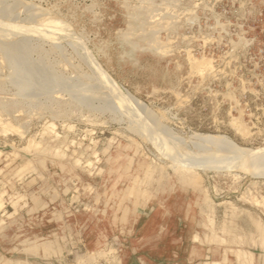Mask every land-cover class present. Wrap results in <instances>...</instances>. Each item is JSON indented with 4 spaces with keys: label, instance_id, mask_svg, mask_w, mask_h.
Wrapping results in <instances>:
<instances>
[{
    "label": "rangeland",
    "instance_id": "rangeland-1",
    "mask_svg": "<svg viewBox=\"0 0 264 264\" xmlns=\"http://www.w3.org/2000/svg\"><path fill=\"white\" fill-rule=\"evenodd\" d=\"M123 1L0 0L11 24L33 29L43 17L63 27L53 36L0 30V264H264V174L209 158L218 147L229 158L230 145L251 160L264 151V0H153L160 24L149 34L129 29ZM2 47L15 49L18 71ZM88 54L139 115L118 108ZM151 114L180 151L202 156L187 180L130 128L153 130ZM144 216L161 221L157 236L177 226L161 250L170 263L159 249L128 248L130 237L142 242V228L132 230Z\"/></svg>",
    "mask_w": 264,
    "mask_h": 264
},
{
    "label": "bare ground",
    "instance_id": "bare-ground-1",
    "mask_svg": "<svg viewBox=\"0 0 264 264\" xmlns=\"http://www.w3.org/2000/svg\"><path fill=\"white\" fill-rule=\"evenodd\" d=\"M125 2L127 1V3H125V12H126V15H127V18H128V21H126V23H128V26H129V29H133V32H135V31H137V30H141L143 33L145 32L146 34H149L150 33V31H151V29L154 27V26H157L158 24H160V22H158V20L159 19H156L154 16H156V15H158L159 13H154V11L156 10V8L153 6V0H135V1H132V3L131 2H128V0H124ZM123 1V2H124ZM122 2V3H123ZM1 3V2H0ZM6 3V2H5ZM3 5H4V3H2ZM7 4V3H6ZM176 4V3H175ZM8 5V4H7ZM9 5H11V4H9ZM9 5H8V7L6 8V9H3L2 7V10L0 11V14H2V15H9V14H11L10 12H12V11H10L11 9H12V7L10 6L9 7ZM2 6V5H1ZM124 6V5H123ZM14 7V6H13ZM0 8V9H1ZM44 13V12H43ZM41 14V13H40ZM46 14V13H45ZM30 16V15H29ZM29 16H28V18H29ZM38 16H39V14H38ZM41 16V15H40ZM39 16V17H40ZM43 16V15H42ZM47 16V15H46ZM50 17V16H49ZM8 18H10V17H8ZM43 17H41V19H40V21L39 22H37V25L35 26V27H33V29H31V28H26V27H28V26H26V25H22L20 22V24H21V26L22 27H20V26H18V25H16L15 24V22H14V24H11V22L12 21H10V20H3L2 18H1V15H0V30H2V32H3V34H4V31H10V32H16V34L18 33L19 35L21 34V33H26V32H29V33H32L33 34V32H37L38 33V35L39 34H43V36L45 35V36H47V35H57V34H60V31H61V28H63L62 26H60V24H59V21H54V20H50V19H42ZM38 20V19H37ZM6 21H10V23L9 22H6ZM28 21V20H27ZM32 21V20H31ZM18 23V22H17ZM26 24V23H25ZM63 24V23H62ZM125 24V23H124ZM42 25V27L41 28H37L38 26H41ZM29 27H32V25L31 26H29ZM31 29V30H30ZM124 30V29H123ZM2 32H0V34L2 33ZM62 32H64V31H62ZM126 32V31H125ZM6 33H8V32H5V34ZM67 33V32H66ZM142 33V34H143ZM34 34H36V33H34ZM76 34V33H75ZM25 35H27V34H25ZM24 35V36H25ZM62 35H64V34H62ZM121 35V34H120ZM141 35V34H140ZM4 36V35H3ZM6 36V35H5ZM28 36V35H27ZM78 36V35H77ZM129 34H127V33H124V34H122V36H121V42L124 44V45H126L128 42H129ZM134 36V35H133ZM21 37V36H20ZM40 38V37H39ZM55 38V37H54ZM54 38H52V39H54ZM58 38H61V37H56L55 39H58ZM20 39V38H19ZM24 39H26V37L25 38H23V40L22 41H24V43H25V40ZM47 39H48V37H47ZM134 39V38H133ZM135 39L138 41V40H140V39H142L141 37H139V35L137 36H135ZM28 40V39H27ZM26 40V41H27ZM50 40H51V38H50ZM135 40V42L137 43V41ZM16 41V40H15ZM72 41V40H71ZM1 42V41H0ZM54 42V41H53ZM134 42V43H135ZM52 43V42H51ZM35 44V43H34ZM57 43L55 42V45H54V47L55 46H57L56 45ZM76 44V43H75ZM81 45V44H80ZM15 47H17V46H21V48H22V46L24 47L25 45L22 43V44H15L14 45ZM13 46V47H14ZM64 46V45H63ZM131 46V45H130ZM13 47H2L3 49V52L1 51V54H3L4 53V55H5V53H6V57L4 56V58H5V61H6V63H7V65H8V68H10L11 70H12V72H15V71H18L20 68H19V66H20V64H19V61H18V58H17V52H15V49H12ZM82 47V46H81ZM131 48V47H130ZM130 48H128V47H124V50H123V52L122 53H124V55L125 56H127L128 58H129V56H130V54H131V52H132V48L130 49ZM30 49V48H29ZM11 50H13L14 51V53L11 51ZM27 50V49H26ZM76 50V49H75ZM134 50V49H133ZM19 51V50H18ZM32 51V50H31ZM22 52V51H21ZM27 53V52H26ZM25 53V54H26ZM45 53V52H44ZM47 53V52H46ZM19 54V53H18ZM22 54V53H21ZM24 54V53H23ZM86 54V53H85ZM27 56V55H26ZM60 56V55H59ZM77 56V55H76ZM46 57V56H45ZM48 57V56H47ZM87 57L89 58V60H90V62H91V64L92 65H95L96 66V72H98V77H99V79H100V81H101V79L102 80H104L103 82L106 84V86L108 87V90H109V88H110V90H112V93L115 95V96H117V97H115V101H117L115 104L118 106V108H120L121 109V111H123V113H125V115L127 116V117H129V118H132L131 117V114H136L137 113V111H138V107H134L132 104H133V102H132V100L126 95V94H124V93H122L121 91H119V89H118V87L115 85V83L113 82V81H110V80H108L107 78H106V75H104L105 73H104V71H102L101 70V68L99 67V66H97L98 64L96 63V61L93 59V57L90 55V54H88L87 55ZM3 58V59H4ZM52 58V57H51ZM23 60L25 59V58H22ZM33 59V58H32ZM84 59V58H83ZM125 59V58H124ZM45 60V59H44ZM63 60V59H62ZM26 60H24V62H25ZM58 61V60H57ZM26 63V62H25ZM30 63H32V61L30 62ZM23 64V63H22ZM31 65V64H30ZM91 65V66H92ZM33 66V65H32ZM51 66V65H50ZM73 67V66H72ZM88 67V66H87ZM95 68V67H94ZM54 69V68H53ZM25 70H28V68L27 69H25ZM11 72V71H10ZM23 72H24V70H23ZM28 72H30V71H28ZM81 72V71H80ZM26 72H24L23 74H25ZM14 74V73H13ZM27 74V73H26ZM87 74V73H86ZM16 74H14V76H15ZM40 75H42V74H40ZM39 75V76H40ZM9 76V75H8ZM12 76V75H11ZM11 76H9V77H11ZM29 76V75H28ZM32 76V75H31ZM47 76V75H46ZM46 76H44V77H46ZM17 77V76H16ZM23 77V76H22ZM43 77V78H44ZM74 77V76H73ZM77 77V76H76ZM37 78V77H36ZM40 78V77H39ZM42 78V79H43ZM47 78V77H46ZM51 78V77H50ZM48 79V81H50L49 80V78H47ZM95 79V78H94ZM98 79V80H99ZM25 80H26V78H25ZM34 80V79H33ZM32 80V81H33ZM36 80V79H35ZM44 80V79H43ZM29 81V80H28ZM81 81V80H80ZM34 82V81H33ZM33 82H31V83H33ZM47 82V81H46ZM1 84V83H0ZM84 84H86V83H84ZM83 84V85H84ZM88 84V83H87ZM93 84V83H92ZM81 85V84H80ZM25 86H26V84H25ZM46 86L47 85H45V88H46ZM49 86H50V84H49ZM48 86V87H49ZM87 86V85H86ZM99 86V85H98ZM105 86V85H104ZM74 87V86H73ZM100 87V86H99ZM2 88V87H1ZM22 88V87H21ZM57 88V87H56ZM75 88V87H74ZM98 88V87H97ZM106 88V87H105ZM6 89V88H5ZM19 89H20V87H19ZM26 89V88H25ZM59 90V89H58ZM57 89L55 90V91H58ZM70 90V89H69ZM71 90H73V89H71ZM75 92V91H74ZM81 92V91H80ZM90 92V91H89ZM86 93V92H85ZM97 94V93H96ZM111 94V93H110ZM133 94V93H132ZM84 95V94H83ZM87 95V94H86ZM93 95V94H92ZM22 96V95H21ZM57 96V95H56ZM93 97H95V96H93ZM30 99V98H29ZM111 99H112V97H111ZM128 100V101H127ZM30 101V100H29ZM135 101V100H134ZM139 101V100H138ZM97 102H98V100H97ZM136 102V101H135ZM141 102V101H140ZM95 103V102H94ZM112 103V102H111ZM128 103H130V105L128 104ZM132 103V104H131ZM139 103V102H138ZM136 104V103H135ZM134 104V105H135ZM10 105V104H9ZM34 105V104H33ZM114 105V104H113ZM145 107V106H144ZM117 108V107H116ZM133 108L134 109H136V111H134L133 110ZM142 108H143V106H142ZM99 109V108H98ZM144 109V108H143ZM106 111V110H105ZM139 111H141V109L139 110ZM138 111V113H140ZM143 111H148L147 110V108H146V110H143ZM133 112V113H132ZM137 113V114H138ZM148 113H149V111H148ZM152 113V112H151ZM155 113V112H154ZM146 114H147V112H146ZM139 115V114H138ZM144 115V114H143ZM145 116V115H144ZM143 116V117H144ZM148 116V119H152L153 121H154V123L156 124V126H154L155 128L153 129V130H151L150 128H148V127H146L147 129H149V131L148 132H146V131H144V129H142V127L140 126V125H138V123H136L137 125H134V126H136L135 128H133V127H130L132 130H133V132H135V133H137L140 137H142V138H144L146 141H148V142H150L152 145H154L158 150H160L159 151V153H160V155L159 156H162V157H166L167 158V156H168V159H169V163H165V165L166 166H170L171 167V170H172V172H173V174H175V175H177V176H179V179H180V181H184V180H187V178H188V176H189V174L190 173H192L193 171H195L196 172V167H198V166H200L202 163V161L203 160H200L201 159V157L200 156H197V155H195L194 156V153H193V155H191L190 153H188V152H183V151H180L173 143H172V141H170L164 134H162V132H164V133H166V131H165V129H164V126L163 125H160L159 124V120H157L152 114L151 115H147ZM150 117V118H149ZM121 118V117H120ZM140 118V117H139ZM158 118V117H157ZM160 118V117H159ZM162 118V117H161ZM58 119V118H57ZM62 119V118H61ZM146 120V119H144V118H140V121H142L143 122V120ZM147 119V120H148ZM70 120V119H69ZM132 120V119H131ZM76 122V121H75ZM128 122V121H127ZM46 124V123H45ZM153 124V123H152ZM50 125H52V123L50 124ZM67 126V125H66ZM71 127V126H70ZM76 128V127H75ZM120 128V127H119ZM162 131H160V130ZM170 129V128H169ZM46 130V129H45ZM171 130V129H170ZM77 131V130H76ZM86 132V131H85ZM129 132V131H128ZM132 131H130V133H131ZM132 132V133H133ZM37 133V132H36ZM52 133V132H51ZM88 133V132H87ZM134 133V134H135ZM45 134H47V132L45 133V132H43V133H41L40 132V135L41 136H43V135H45ZM189 134V133H188ZM80 135V134H79ZM83 135V134H82ZM35 136H37V135H35ZM34 136V137H35ZM68 136V135H67ZM90 136V135H89ZM169 136V135H168ZM48 138H51L52 140H54V141H58V140H60V137H59V135H58V133H54V134H48V136H47ZM46 137V138H47ZM75 137V136H74ZM73 137V138H74ZM36 138V137H35ZM44 138H45V136H44ZM141 138V139H142ZM205 138H207L206 140H209L210 142H212L213 144H216V145H218L219 144V142H224V138H221L222 140H218L217 141V139H215V138H213V136H206ZM76 139V138H75ZM93 139V138H92ZM73 140V139H72ZM172 140V139H171ZM32 141V140H31ZM46 141V140H45ZM61 141V140H60ZM190 141V140H189ZM30 142V141H29ZM35 142V141H34ZM141 142V141H140ZM57 143V142H56ZM65 143H66V140H65ZM76 143H78V141L76 142ZM206 143V142H205ZM30 144H31V142H30ZM77 145V144H76ZM206 145H207V143H206ZM220 145V144H219ZM229 145V144H228ZM29 146V145H28ZM40 146V145H39ZM66 146V145H65ZM178 146V145H177ZM30 147V146H29ZM57 147L58 146H55L54 145V148H52V151H53V153H56V155L57 154H59L60 152H58V150H57ZM78 147H79V145H78ZM145 147V146H144ZM209 147H210V145H209ZM49 147H47V149H48ZM81 148V147H80ZM202 148V147H201ZM235 148V147H234ZM232 149L231 148V145H230V147L227 149L228 150V152L229 153H231V155L232 156H230L229 158L227 157V158H223V157H219L218 155H220L221 153H218V151H220L221 150V148H214V149H209V158H210V155H212L213 156V158H215V160L214 161H218V162H222L220 165H218V166H220V167H223L224 165H225V167H228V165H233V167H237V166H241L242 164H246L247 163V165H249V166H254L255 168H250L251 169V172H252V169H257V173L258 174H264V151H259V150H256V151H251V152H254L255 153V157L256 158H260V159H256V160H251V159H247L246 158V153H248V150H245V149ZM54 149V150H53ZM29 150H31V149H29ZM28 150V151H29ZM80 150V149H79ZM78 150V151H79ZM250 150V149H249ZM252 150H254V149H252ZM26 151H27V149H26ZM77 151V152H78ZM85 151V150H84ZM155 151H156V149H155ZM222 151V150H221ZM220 151V152H221ZM207 151H205V156H208V155H206L207 153H206ZM30 153V152H29ZM32 153V152H31ZM34 153H36V152H34ZM42 153V152H41ZM50 153V152H49ZM48 153V154H49ZM84 153V152H83ZM89 153V152H88ZM91 153V152H90ZM159 153H157V154H159ZM191 153H192V150H191ZM203 153V152H202ZM201 153V154H202ZM47 154V153H46ZM47 154V155H48ZM62 154V153H61ZM80 154H82V153H80ZM157 154H156V156H157ZM228 154V153H227ZM226 154V155H227ZM34 155V154H33ZM37 155V154H36ZM54 155V154H53ZM95 155V154H94ZM225 155V156H226ZM229 155V154H228ZM58 156V155H57ZM79 157H80V155H78ZM84 156V155H83ZM204 156V155H203ZM204 156V157H205ZM216 156H218L219 157V159H218V157H216ZM0 157H1V155H0ZM31 157V156H30ZM54 157H56V156H54ZM73 157V156H72ZM60 158V157H59ZM89 158V157H88ZM159 158V157H158ZM5 159V158H4ZM75 159V158H74ZM86 159H87V157H86ZM85 159V160H86ZM205 159H207V158H205ZM216 159H218V160H216ZM89 159H87V161H88ZM83 161V160H82ZM154 161V160H153ZM164 161V160H163ZM157 162V161H156ZM155 162V163H156ZM213 162V161H212ZM81 163V162H80ZM87 163V162H86ZM160 163V162H159ZM205 163V162H204ZM217 163V162H216ZM157 164V163H156ZM207 164V163H206ZM79 166V165H78ZM77 166V167H78ZM162 166V165H161ZM160 166V167H161ZM243 167H244V165H242ZM31 167V166H30ZM34 167V166H33ZM59 167L62 169V168H64V164L63 163H60L59 164ZM149 167V166H148ZM212 167V166H211ZM224 167V168H225ZM168 168V167H167ZM228 168H230V169H232L231 167H228ZM239 168V167H238ZM245 168V167H244ZM249 168V167H248ZM46 169V168H45ZM85 169H86V167H85ZM148 169V168H147ZM199 169V168H198ZM211 169H213V168H211ZM216 169V168H215ZM243 169V168H242ZM28 170V169H27ZM200 170V169H199ZM19 171V170H18ZM26 171V170H25ZM30 171V170H29ZM34 171V170H33ZM198 171V170H197ZM226 171V170H225ZM228 171V170H227ZM23 172V171H22ZM28 172V171H27ZM146 172H149V171H146ZM166 172V171H165ZM250 171H248V173H249ZM247 173V172H246ZM254 173V172H253ZM23 174V173H22ZM136 175V174H135ZM135 175H134V177H135ZM149 175V174H148ZM235 176H236V174H234ZM238 176H240V175H238ZM256 176V175H255ZM149 177V176H148ZM147 177V178H148ZM263 177V176H262ZM138 178V177H137ZM140 178V177H139ZM261 178V177H260ZM264 178V177H263ZM19 179V178H18ZM149 179V178H148ZM147 179V180H148ZM197 179V178H196ZM138 180V179H137ZM144 180V179H143ZM146 180V179H145ZM132 182V186L130 187V189H129V187H128V190H129V192L130 193H133L134 191H135V188H137V187H135V186H137L136 185V183H137V181H136V179L134 178L133 179V181H131ZM141 183V182H140ZM142 183L144 184V182L142 181ZM256 183V182H255ZM131 183H129V185H130ZM252 184H254V183H251V185ZM140 185V184H139ZM212 185V184H211ZM139 187V186H138ZM205 189V188H204ZM143 190V189H142ZM119 192V191H118ZM128 192V191H127ZM203 192V191H202ZM144 195V194H143ZM138 200L139 199H137V197L134 199V203H137L138 202ZM229 201V200H228ZM193 203V202H192ZM75 209V208H74ZM208 209V208H207ZM202 213V212H201ZM188 215V214H187ZM58 216V215H57ZM205 216H206V214H205ZM187 217V216H186ZM56 218V217H55ZM207 218H209V213H208V217ZM199 221V220H198ZM197 221V222H198ZM212 221V220H211ZM202 223V222H201ZM203 224V223H202ZM202 224H200V225H202ZM199 225V224H198ZM65 228V227H64ZM17 229V228H16ZM67 229V228H66ZM5 230V229H4ZM226 230V229H225ZM15 231V230H14ZM194 231V230H193ZM201 233V232H200ZM205 233V232H204ZM12 234V233H11ZM197 234V233H196ZM192 235V234H191ZM195 235V234H194ZM62 237V236H61ZM151 237V236H150ZM194 237H196V236H194ZM217 237V236H216ZM200 238V237H199ZM192 239V238H191ZM218 239V238H217ZM244 239V238H243ZM218 240H220V239H218ZM218 243V242H217ZM234 243V242H233ZM39 244V243H38ZM113 248V247H112ZM112 248L111 247H109V248H107V249H109L108 250V252L107 253H110L111 252V250H112ZM193 251V250H192ZM232 251H234V250H232ZM239 251V250H238ZM237 251V252H238ZM246 252H248V251H246ZM37 253V252H36ZM252 253V252H251ZM100 254H103V252H99V251H97V253H96V255H100ZM248 254H249V252H248ZM236 255V254H235ZM238 255H239V252H238ZM240 257L239 258H241V259H243L242 258V252L240 253ZM253 255V254H252ZM208 256V255H207ZM237 256V255H236ZM192 257V256H191ZM205 257V256H204ZM247 258V257H246ZM248 258H250V256L248 257ZM2 259V258H1ZM236 259V258H235ZM249 260H251V258L249 259ZM242 261H245V260H242ZM118 262V261H117ZM206 263H207V261H205ZM214 262V261H213ZM213 262H211V263H213ZM6 263V262H5ZM7 263H8V261H7ZM215 263V262H214ZM239 262H237V264H238ZM244 263V262H243ZM203 264V263H202ZM236 264V263H235ZM240 264V263H239Z\"/></svg>",
    "mask_w": 264,
    "mask_h": 264
},
{
    "label": "crops",
    "instance_id": "crops-1",
    "mask_svg": "<svg viewBox=\"0 0 264 264\" xmlns=\"http://www.w3.org/2000/svg\"><path fill=\"white\" fill-rule=\"evenodd\" d=\"M138 214H139V212H138ZM136 226L133 227V230H132L133 235H135V233H136V228L137 229L142 228L141 229L142 233L140 234V238H139V239H141L142 242L139 244L138 243L136 244L134 237L128 238V240H129L128 248H130L132 250L131 251L132 255L135 254L136 250H138V251H140L141 249L146 250L147 248L151 249V250H158L159 249L160 250L159 255H161L162 257L164 256L166 260L158 258V261H161L162 263L168 262L167 256H169V254H167L166 252L163 254L161 250H163V248L166 249V246L168 245L167 240H170V242H171V241L177 239V233H178L177 226L170 227L171 225H167V230L170 231L171 234H174L171 237L170 236L167 237L166 235L162 237L160 234H159V236H157V234L160 232L159 227H161V221L160 220L157 221V220H155V218L152 219V217H150L148 220H147V217H145V216L142 217ZM184 231H185V229H182V232H184ZM183 238L185 239V237L182 236V238H181L182 241H183ZM130 241H132V243H130ZM136 245H138V246H136ZM129 255H130V257L132 256L130 253H129ZM141 260H143V262H145V263L149 262V259H147L145 256H143ZM168 263H170V262H168Z\"/></svg>",
    "mask_w": 264,
    "mask_h": 264
}]
</instances>
